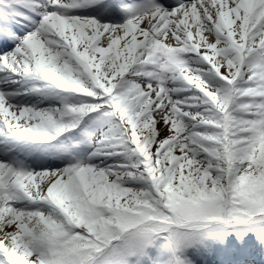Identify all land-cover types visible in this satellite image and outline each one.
Wrapping results in <instances>:
<instances>
[{
  "label": "snow or ice",
  "instance_id": "1",
  "mask_svg": "<svg viewBox=\"0 0 264 264\" xmlns=\"http://www.w3.org/2000/svg\"><path fill=\"white\" fill-rule=\"evenodd\" d=\"M0 264H264V0H0Z\"/></svg>",
  "mask_w": 264,
  "mask_h": 264
}]
</instances>
